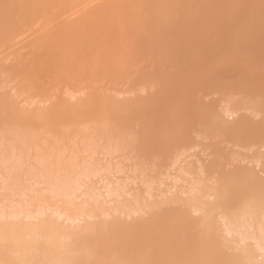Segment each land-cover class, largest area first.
<instances>
[{"label":"bare ground","instance_id":"1","mask_svg":"<svg viewBox=\"0 0 264 264\" xmlns=\"http://www.w3.org/2000/svg\"><path fill=\"white\" fill-rule=\"evenodd\" d=\"M224 1L226 0H0V52L5 54V51L9 50L8 54H5L6 56L3 54L4 58L0 59V260L5 261L6 264H264V174L257 167V172L260 170V177L252 176L256 165L260 166V162H264V154L259 152V155L255 153V155H251V157H255V160L250 158L255 163L249 159V161H241L244 163L238 161L239 166L237 163L232 164L238 167H231L234 174L230 171V177H227L229 168L223 175L220 172L219 176L217 174V176H212L211 172L209 174V171L214 168L216 173H218L217 169L223 171L224 166L221 164L227 159L226 156L231 155L230 152L225 156L226 159L224 155L219 156V158L215 156L219 148L217 147L216 150L211 147L213 146L212 142L218 144V140H215L218 135L222 133L230 134V137L228 136V139L231 140L229 143L231 142L233 147L248 150V152H250V148L246 147L248 144L243 146L241 143L245 144V142L250 141V147L258 144L264 146V115L259 117L260 122H258L259 118L254 122L255 118L253 119V117L250 118V120L253 119L252 123L247 122L248 119L244 121L242 119L243 115L241 113V115L237 114L239 109L243 110V108L234 109L235 106L237 107L235 104L237 98L235 97L236 100L233 99V101L230 97L234 102L232 103L229 100L230 107L225 103L219 106L218 111L212 112L215 114L211 113V116H208V110L217 109L216 106L210 104L205 110L206 105L209 104L207 101L208 103L201 105L204 108L202 107V110H200V116L198 109L195 110L197 117H195L196 115L191 116L196 118L194 123H196V120L200 121L203 129L211 125L214 127L213 131L209 127V132H213L211 133L212 136L209 133L207 134L208 130L205 131L207 128L202 132L206 135L205 137L208 139L213 137L214 140L211 144L210 140L208 143H205V140L202 143V137L200 136L201 142L196 143L193 138L199 135L200 126L197 131V124L193 126L194 123H192V127H188L193 118H188L189 121L185 119L186 122L188 121L186 123L179 114L182 118L181 121L179 120L176 123V127L179 126V128L175 130V134H172L173 129L170 128L172 130L171 132L169 130L171 137L175 138L176 134H179L177 135L179 138L183 136L181 134L183 132L188 134L185 132L188 128L191 129H188V132L190 131L189 137L194 134L190 139L187 138L191 142L193 141L192 143L189 142L191 145L186 143V139H181L182 137L180 140L176 138V141H178L176 144L182 146L173 144L180 147L179 149L172 146L173 144L168 147L169 143L164 137L169 136V133L164 137L160 136L165 133L163 128L166 127L164 125L163 127L162 124V127L160 124L156 126L155 123L158 122L154 120L161 121L163 117V119L165 118L163 121H166V118L168 121H172L171 118L173 119L176 113L174 110H177V108L183 109L186 104H184V101L188 100L189 102V99H185L188 96L183 91L187 87L183 88V85L179 84L181 81L179 83L177 81L186 79L185 81L188 84L187 80L193 76L192 70L195 67L193 63L197 65V61H200V59L196 58L197 61H190L195 59L194 56H196L201 39L206 35L207 27L223 24L221 22L225 20L223 17L220 21L221 24L212 23L210 17L212 15L211 18L215 19L214 16L217 15L214 14L221 12L222 14L218 15L222 16L225 13L223 12L224 9H221L224 6H221ZM235 1L239 4L236 10L242 9L240 5L242 4L243 8L246 11L248 10V15L264 11V0H234V4L229 2L228 6H231V3L235 6ZM5 4L8 6L4 7ZM233 5L232 8H234ZM236 10L231 12L235 14L238 12ZM228 13L226 12V14ZM232 15L228 14L226 18L228 19ZM246 16L244 13L243 19ZM263 17L264 15L259 16L260 19ZM252 18L251 27L246 26L243 29V35H239L241 39L243 38L244 41L249 42H246L248 46H243L244 43L241 42L239 36V40L235 38L238 33L234 36L236 32H229L228 38L225 35L228 32L222 33L225 39H229V41L226 40L227 42L230 43L231 38L232 44L239 41L242 45L240 46L241 50L237 51H233L237 47L235 46L236 48L232 49V45L230 47L232 51L226 53L220 62L225 59H233V64L228 68L227 75L230 76L233 72L232 76L237 77H235L238 81L237 89L240 93H236L237 89H234V85L237 83L236 79L235 84L233 80H231L233 81L232 85L230 84V91L232 89L235 91L233 97L235 93L236 95L241 94L238 98H242V100H238L237 103L241 104L244 97L249 94L250 97H255L256 102L248 96L247 100H252V103L250 105L247 102V107H252V105L258 107L255 105L263 100L260 103L261 107H258L262 109L264 106V74L262 75L263 69H260L261 65L259 66L260 63H258L260 58L258 57L263 53L264 40H260V37L262 36V39H264V33H262L264 30L260 25L263 26L264 21L261 24L262 19L260 21L259 19L256 20L257 27L254 26L255 29L252 30L255 20L253 16ZM237 19H234L235 23H237ZM239 19L242 22H238L245 25L246 22H243L242 16ZM228 25L226 26L232 27ZM244 25L240 27L243 28ZM194 27L198 28L197 32L192 30ZM213 29H216V27ZM220 30L221 28L217 30L219 35L216 34L217 31H215V34L223 37ZM224 31H226V28ZM212 32L214 31L212 30ZM211 34H208V36L211 37ZM23 36H26L24 39L27 36L31 37V39L29 37V41L25 40V45L23 44V47L27 48L26 53L24 51L25 47L18 48L20 45L10 52L16 44H20L19 39ZM213 36L215 37V35ZM214 37L215 40L216 37ZM221 37L220 39H222ZM205 41H203L204 44ZM219 41L217 37V43L213 42L214 44L211 43V46L215 45L214 47H216L223 39ZM226 41L222 44L225 49L227 47H224V45L228 46ZM258 41L262 44L256 45L255 42ZM249 44L261 48L260 51L254 46L256 49L251 51V55L256 56L252 62L259 59L257 62L259 67L255 66L257 69L253 70L260 69L262 72L258 71L261 77H258L259 73L258 75L254 73L257 77L252 75L253 65L257 63H254L251 68L249 66L252 62L248 61L249 64L245 62V60H250L252 57L248 58L250 52L247 53L251 48L245 49L250 47ZM214 47L213 53L209 51L212 47L208 48L207 46V51L210 55L214 54L215 56V53H217L215 49L217 48L214 49ZM21 49L26 54L25 56L20 54L23 53L20 52ZM219 51L220 53L227 52V50ZM208 52H206V55ZM245 53L248 54L247 58H245ZM197 54L199 55V53ZM210 55L207 56L208 60L205 59V61L209 62ZM214 56L212 55L211 58H214ZM10 57L13 58L10 60ZM207 57L205 56V58ZM220 57L222 56L213 60L210 58V60H216L215 62H217ZM203 58L202 56V60ZM241 60L243 61L241 62ZM188 62L191 63L190 66H193L191 72H189L190 67H186ZM200 62L199 68L202 67ZM215 62L213 65L216 64ZM134 63L136 64L135 68ZM125 64L126 67L129 64L130 68L136 72L132 71V76L130 72L132 69L129 71L128 66L127 72H129L128 75H131L129 78L123 75L126 71V68L125 71L123 69ZM225 65L228 66V64ZM225 65L224 67H226ZM209 66L206 64L205 68L211 70ZM224 67L222 69V64L219 67V70L221 68L223 72L221 78L225 75L226 70L223 71ZM221 71L218 72L219 75ZM208 72L204 70V73ZM210 73H212V70ZM94 74L96 79L93 77ZM100 75L104 79L102 80L103 84H101V81H97L100 80ZM206 75L208 76V74ZM206 75L205 78L207 79ZM212 75L213 82H216V75L214 77ZM89 76H91L89 84L88 81H82ZM104 76L109 79L107 80L109 84H113V87L111 85L112 91L114 88L118 89L117 86L119 88L124 86L126 90L121 88L114 90V96L112 92L106 91V94L101 92L108 88L101 89V85H107V83L104 85L106 79ZM124 76L127 78L126 81ZM120 77L121 81L126 82L127 85L123 82V85H114L120 80ZM42 78H44V82L41 81ZM227 78L226 80L222 78V81L226 82L231 77L227 76ZM112 80L114 83L111 82ZM200 80L202 79L199 78L198 81L200 82ZM78 81H80L79 88L73 89L72 85L75 87V83H78ZM92 81L99 87L93 85ZM192 81L193 79L190 82ZM219 81L218 79L215 84ZM221 82L216 85L218 89L215 88L218 91L220 90L222 95L226 92L225 97L227 96L228 99V92L230 93L229 83L226 82L221 86ZM174 83L176 86H181L180 88L184 94L183 97L185 98L180 94V88L174 85V88H177V90H174L179 91L180 99L183 100L180 101L183 104H179L183 105V108L175 105L178 103L175 101L178 95L173 87L171 91H174L177 98L173 96L176 99L171 101L168 99L169 96L168 98L165 96L168 95V91L169 95L173 94L168 89ZM198 83L195 80V84ZM211 84L209 85L211 86ZM80 86L82 87L80 88ZM148 88H152L154 92V89L157 88L158 94L156 92V94L154 93L155 97L152 96L153 91L149 89L151 92L148 91L149 96H146ZM189 88L190 86L186 90H189ZM215 88L210 87V92L212 93ZM50 89L54 92L57 89L59 95L55 93L53 95L49 92ZM109 89L110 86L107 90ZM138 89H141L140 94H145L140 96ZM196 90L193 88L194 92L189 91L188 93L193 92L195 95ZM203 90H201V93H203ZM207 91L203 93L202 97ZM245 92L247 94L243 97ZM62 93L66 95L62 97ZM116 93L117 97L120 94L119 98L116 97ZM38 94H46L45 100L44 97H41L45 101L41 100V105L37 102L39 101L37 97L38 99L40 97ZM215 94H218V92ZM47 95H51L50 100ZM162 95L165 96L164 99L160 98ZM208 95L212 94L208 92ZM220 95H218L219 98ZM52 96L59 97L54 98V101ZM261 96L263 98H260ZM51 98L53 102H49L52 100ZM195 98L197 99V96ZM256 98L260 99L257 101ZM161 99L163 101L168 99V102L171 101L172 103L170 102L171 105L165 106V108L161 105L163 108L160 107L162 108L160 109L161 103L158 106L156 102L159 103ZM196 99L193 100L194 103ZM199 99L201 100V96ZM199 99L196 100L201 102L198 104L205 102V100L202 102ZM173 101L175 108L177 107L176 109ZM23 103L26 106L25 104L22 106ZM215 103L217 104V102ZM232 104H235V106ZM242 104L244 105V103ZM242 104L241 106L244 107ZM171 106L174 108H169L173 111L171 115L168 114L171 111H167L168 113L165 111L168 116L164 117L165 113L162 116L161 111ZM188 106L185 110L183 109L184 112L189 109ZM191 106L192 108L190 107L189 111H193L195 108L194 104ZM246 108L244 107L243 114L246 113L245 110H248ZM152 109H160L159 113L154 111L158 115H154L153 118L152 114L154 112H149L150 110L153 111ZM180 110L177 113H180ZM203 110L206 111V114L202 113ZM189 111H187L188 117ZM250 112L251 114L253 112L254 116L256 115L253 108L250 109ZM147 113H149L148 115L152 113L151 117L147 116L150 120L143 118ZM186 115H184L185 118H187ZM176 116V118L179 117ZM147 119L153 121L152 123L155 126L147 121L150 125L152 124L151 128L148 129L146 127L149 124L146 123ZM142 121L144 122L142 123ZM159 126L161 129L155 130L160 135L156 131L153 134L160 136L159 145L165 143L161 149L166 150V153H162L161 149L158 148V152H161L158 155L160 157H154L151 165H154V163L161 164L165 159H168L165 163L169 167L167 169L172 170V173H162L161 178L153 177L158 173L157 170L160 167L158 166L152 177L147 175L151 173L148 172L146 174L148 178H142L141 170L144 168L141 169L142 165L137 164L145 162L146 157L143 160L141 158L143 157L141 152H144L146 147L144 142L151 143L155 140L151 138L149 141L148 138L144 141V137L146 138L148 134L151 136L152 132L148 133V130L151 131L152 129L154 131V127L158 128ZM109 128H114V130L111 129L110 131ZM129 130L131 133H129ZM161 137L166 140L168 145ZM183 137L185 138V136ZM205 137L203 136V139ZM223 137L225 138V136ZM244 137L246 138L245 142ZM60 139L65 140L62 141L64 144H61V141L59 142ZM173 140H169V142L172 143ZM160 141L163 142L160 143ZM179 141L183 142L180 143ZM155 142L154 144H156ZM151 146L153 147V145ZM200 146L202 152H207L209 149L215 150L212 155L216 158L211 156L213 160L210 162V158V160H206L210 163L205 162V166L208 164V168L205 166V168H201L197 165L202 164L201 158L199 159L200 162H197L198 158H191L195 156L193 150L191 154L188 153L189 149H196ZM148 147L150 148L149 145ZM170 148H176L178 151L175 152L176 149H174V153L173 149ZM221 148H224V146ZM231 148H228V151L229 149L233 151L234 148ZM134 149H136V152L133 151ZM137 149L141 150L140 157L137 156L139 155ZM257 149L259 148L257 147ZM127 151L132 152L128 155L126 154ZM153 151L144 152V156L148 153L152 156ZM186 151L188 155H183L185 159L180 161L179 157ZM235 151L232 154L237 152ZM117 152H121L118 160H128L131 155V158H129L130 165L133 160L135 162L137 157L136 160L141 158L142 163H134L128 168V161L124 160L125 162L122 163L128 164L127 169H125V164H121V161L117 160L116 156L119 154ZM122 152L126 154L127 158ZM219 152L217 151L218 155L222 154V152ZM254 152L257 153V151ZM211 153L210 151L209 154ZM113 154L116 159L111 158ZM132 154L137 157L133 158ZM150 155L147 156L148 160L146 161H149ZM206 155L208 154L206 153ZM245 156L243 155V158H241L246 160L247 156ZM186 158L189 159L186 160ZM230 158L233 161L238 159L233 156H230ZM112 159L114 160L112 161ZM228 161H226L227 165L229 164ZM252 163L255 166L252 168L253 173L247 170V167ZM149 164L147 165L150 167ZM211 164H213L211 166L213 168L208 171ZM223 164L225 165V163ZM242 164L244 167L247 164L248 166L244 168ZM215 165L217 167L221 165L223 169H221V166L217 168ZM263 165L260 168H264ZM143 166L145 167V165ZM240 167L250 173L243 171V174L248 173V175L237 174L242 173L241 169V172H238ZM164 168L161 169L164 170ZM139 170L140 172L137 175ZM262 170L264 171V169ZM164 174L165 177L162 179ZM238 175L244 178L240 177L242 178L240 179ZM135 179H139V184L134 182ZM95 184H98V186L96 187ZM135 184L140 185L139 191L142 190V193L146 195L142 196V193H134L135 188L132 191L130 185L137 186ZM163 184L167 187L170 186L171 191H167L170 196H166L165 189L167 187L164 188ZM160 187L164 188L165 191ZM173 188L176 189L172 191ZM179 202H181L183 208L181 206L179 208L181 210L174 213L178 206L175 205L176 210H173L174 208H169L170 204ZM193 213H196V216H192L194 218L190 220L188 216ZM121 219L124 222L122 220L123 223L118 224Z\"/></svg>","mask_w":264,"mask_h":264},{"label":"rangeland","instance_id":"2","mask_svg":"<svg viewBox=\"0 0 264 264\" xmlns=\"http://www.w3.org/2000/svg\"><path fill=\"white\" fill-rule=\"evenodd\" d=\"M233 1H234V0H229V1L227 2V0H226V1H224V3L221 5V6H223V5H224V6H223V7L220 6L222 10H223V9L225 10V11L223 10V12H225V13H223L222 16H220L222 13H221V12H218V13L214 14V15H217L216 17L214 16L215 19L211 18V17H213L212 15H211V17H210V19H212V20H211L212 23H217V24L220 23L222 17H223V19H225L226 21H225V20H222V21H221V22L223 23V24L220 23V24H221V25H220L221 27H220V26H217V25H215V26H213V27H210V26L208 25L209 27H207L208 30H206V31H207V32H206V35L201 39L200 44H199L198 49H197V53H199V55L196 53L195 55H196L197 57L194 56L195 59H193L192 61H190V62H193L194 60H196V58H199L201 62H200L199 60H198V61L202 64V67L199 68L200 64H199V62H198L197 60H196L197 63H198L197 65H195V64L193 63V65L195 66L194 69H193V66H190V65H191L190 62H188V64L186 63V64H187V65L185 64L186 67H190V68H189V70H190L189 72H191V69H193V70H192V74H193V76H191V78H189L190 80L187 78V79H188V80H187V81H188V84H187V82L185 81L186 79H184V81H183V79L177 81L178 83L181 81L179 84H180V85L182 84L183 86H182V85H181V86H182L183 88L187 87L186 89H188L189 86H190V88H192V87L194 86L193 88H194V89H197L196 92H195V93H196L195 95H194V93H193V92L195 91V90L193 91V88H192V89L189 88V90H186V89H185V90L187 91V93L185 92V90H183V91H184V94H187L188 97L193 95L192 97H190L192 100H191L190 98H188V97H186V98L183 97L184 94L182 93V89L180 88L181 86H179V85L176 86V84H178L177 82H176V84L174 83L173 85H171V86H170L171 88H169L168 90L171 91V90H172V87H173V90H174V89H175V88H174L175 86H176L177 88H180L179 91L181 90V91H180V94H182V97L185 98V99H189V102H188V100H187V101H184V104L186 103V104L184 105L185 107H184L183 105H179V104H183V103H180V101L182 102L183 100L180 99V98H181V95L178 94L179 91H178V92L175 91V90H177V88H176L174 91L177 93V95H178L177 97H178V98L176 97L174 91H171L174 95H173L172 93H171L172 95H169V91H168V90H167V91H168V95H167V94H166V95L164 94L165 96H167L166 98H168V96H169L168 99L171 100V101H172V99L175 100V99L177 98V100H175V101H177L178 103L175 104V105H177V107H178V106H179V107H182V108L184 107V108H183L184 110H185V108H187V106H188V104H189V106H188L189 109H188V110L186 109L187 111H189V110L192 108L191 105L194 104V107H195V108L193 109V111H189V113H190V114H189V117H188V113H187V111L184 112L183 109H181V110L183 111V112H182L179 108L176 107L177 110H174V111H176V113H177V111L179 112V110H180V113H177V114L175 113V115L173 116V119L171 118L172 121H168L167 118H166V121H163V120L165 119V118L163 119V117H162L161 121L159 120L160 122H159L157 119H154V120H156V122H158V123H155L156 126H158L159 124H160V126H161V124H162V126L164 125V126L166 127V128H163L165 133H163L162 135H160V134L158 133V131H156V130L161 129L162 126H161V127L159 126L158 128H155V127H154V131H152L153 126H155V124L152 123L153 121H149V120H150L149 117H151V114H152L154 111H155V112L158 111L157 113H159V110H160V109H162L163 107L165 108V106H169V105H171V104H170L171 101L168 102V101H169L168 99H167V100H164V101H165V103H164V101H163L162 99H164L165 96H163V95H162V97H160V98H162L161 101H159V103H158V101L156 102L158 106H159V104L161 103L160 106H159V108L162 107L161 105H163V107L160 108L159 110L152 109L153 111H151V110L149 111V112H152L150 115H148L149 113H147L146 116H145V115L143 116L144 119H146V118L149 119V120H148V119L146 120V123H149V122H150V123L153 124L151 131L148 130V133H151V132H152V133H151V136L148 134L146 138L144 137V141H145L146 139L148 140V138H149V141L151 140V138H152V140H153V138H154L155 140L152 141L153 144H151L152 142H151V143H150V142H149V143L144 142V144H146V147L144 146V147H145V151H144L145 153L148 152V150H149V151H151V150L153 151V150H154V151L152 152V154H153L152 156L150 155V153H148V154H146V156H144V152H143V151L141 152V153H143V155L141 154V155L143 156V157H141L142 160H143V158L146 157L145 160H144L145 162H143V164H137V163H139V162L142 163L141 160H140L141 158H139L138 160H136L138 157H140V151H141V150H138V149H137V154H138V152H139V155H137L138 157L136 156L137 158H136L135 155H134L135 153L132 154V155H133V158H134V157L136 158V159H135V162H133L134 160L132 161V164L136 163L137 165H140V166L142 165V166H141V169H142V167L144 168V169L141 170V177H142V178H148L147 175H148L149 177H152V176L155 174V172H156L155 169H157L158 166L161 167V165H163V167H161V168H164V167H165L166 169L164 168V170H163V169H161V168L159 167L158 170H157L158 173H156L153 177H160L162 173H172V170L167 169V168H169V167H167L168 165H166L167 163H165V161H167L168 159L166 160V159L164 158V159H165L164 162H163V160H161V162H163V163H161V162L158 161V162L161 163V164L154 163V165H151L152 159H154V157H160V156H158V155H160L161 152L164 153V154L166 153V150L164 151L163 149H161V148L164 146L163 144H165V143L162 144L163 146H162L161 144L159 145L160 136L164 137V136H166L167 133H169V134H168L169 136L164 137L165 139H167V142L169 143V146H168V147H171L170 144H173V143L176 144V142H178V141H176V138L180 140V138L182 137L181 139H186V141H187L186 143L191 142L190 140L187 139V138L189 137L188 134L190 133V131L188 132V129H190V128L192 127V123L195 122L194 119H196L195 117H197V115L195 114V110H196V109L199 110V116H200V113H201L200 110H202V107H203V106H201V105H204L207 101L209 102V104L206 105L205 110L207 109V106H209L210 104H211L212 106H216V109H217V110H214V109H213L212 111L208 110V111H209V112H208L209 115H208V113H207V115H208V116H211V113H212L213 111H218L219 106H222V105H224L225 103L230 107L231 104H230L229 100L232 102L233 99L236 100V98H237V100H236V102H235V104L237 105V107L235 106V104H232V105L235 106V107L233 106L234 109L237 108L236 110H238V107H239V108H243V110H244V107L246 108L247 105H248L247 102H249L250 105H251V103H252V100H253L254 102H256V101L254 100L255 97L252 98V97H250L249 94L246 95L247 93L245 92L244 95H243V94H242V95H243V97H244L245 95H246V96L244 97L243 102H241V104L244 103V105L242 104L244 107H242L241 104H238V103H237L238 100H242V98H238V97H240L241 94H240V95H236V93H240V92H239V89H237V87H238V85H237V84H238V81H237V79H236L237 77H236V76H232V75H233V72H232V73L230 72L231 74L229 73L230 76L227 75V73H228L227 70H228V68L231 67L230 65L233 64V59H232V60H230V59H229V60H228V59H225V60H223L222 62H220V60H222L223 56H224L226 53L230 52V50H231L230 47H231L232 45H233V46H232V47H233L232 49H234V48L237 47V48H236L235 50H233V51H237V50L240 49V46L242 45L241 42L244 43V45H243L244 47L248 46L247 43H249V42L244 41L243 38L241 39V37H240L239 35H241V34L243 35V29H244L246 26H250V25H252V24H250V22H253V20H252V19H253L252 16L255 18V20H254V24H256V25L253 24V27L251 28L252 30L255 29L254 26L257 27V22H256V20L259 19V21H260V20L262 19V21H260V23L262 24L263 21H264V19H263L264 17L260 19L259 16H260V15H264V14H262V13H264V11L256 12L255 14L251 13L250 15H248V13H247L248 10L246 11V9L243 8L244 6H243L242 4H240L243 10H242V9H237L238 12H236V13H235L236 15H235V14L232 13L231 11L233 10V11L235 12L236 7H237L239 4L236 3V1H235V6H234V5H233V4H234ZM229 2H232L233 4L231 3V6H228V3H229ZM229 5H230V4H229ZM232 5H233L234 8H232ZM225 8H226V9H225ZM237 8H238V7H237ZM239 8H240V6H239ZM231 9H232V10H231ZM234 9H235V10H234ZM222 10H221V11H222ZM230 10H231V11H230ZM237 10H236V11H237ZM226 12H229L228 14H231V15L234 14L235 16H234V15H232V17L229 16L228 19H227L226 17L228 16V14H226ZM244 13H245V15H247V16L245 17V19H243V18H244V17H243V16H244ZM218 14H220V15H218ZM226 15H227V16H226ZM233 16H234V17H233ZM238 16H239V17L242 16V19L244 20L243 22H246L245 25H244L243 23H241V24L244 25L243 28H241L243 25H241L240 22H238V21H241V20L239 19ZM217 17H218V19H217ZM247 17H248V18H247ZM230 18H232V19H230ZM236 18L239 19V20H238V19L236 20L237 23L234 22V21H235L234 19H236ZM248 19H249V20H248ZM216 20H217V22H215ZM245 20H246V21H245ZM223 21H224V22H223ZM232 21H233V22H232ZM259 21H258V23H259ZM227 22H228V23H227ZM229 22H230V23H229ZM241 22H242V21H241ZM255 22H256V23H255ZM225 23H226V24H225ZM228 24H231V25H228ZM234 24H235V25H234ZM226 25H228V26H230V27L232 26V27H231L232 29L229 28V27H227ZM233 25H234V26H233ZM258 25H260V24H258ZM240 26H241V27H240ZM215 27H216V29H213V28H215ZM217 27H220V28H221V30H220V31H221L220 34L223 35V37H221V36H220V37L223 39V41H222V39H220V37L218 36V35H219V32H218L217 30H219L220 28H217ZM223 27L226 28V31H224L225 28H223ZM250 27H251V26H250ZM258 27H259V26H258ZM260 27H262L263 30H264V25H263V26L260 25ZM209 28H210V29H209ZM228 28H229V29H228ZM238 28H239V29H238ZM253 28H254V29H253ZM192 30H196V31H194V32H197V31H198V28H197V27H194V29L192 28ZM192 30H191V31H192ZM212 30H213L214 32H212ZM222 30H223V31H222ZM227 30H229V31H227ZM234 30H235V31H234ZM215 31H217L216 34H218V35L215 34ZM261 31H262V30H261ZM223 32H226V33L228 32L227 34H225L227 38L229 37V36H227V35L229 34V32H231V33L236 32V33H234V36H235V34L238 33V35H236L237 37H235V38H238L237 40H239V37H240L241 42L237 41L236 44H232V40H231V38H230V43L227 42V41H229V39H225L224 34H222ZM240 32H241V33H240ZM210 33H212V34H211L212 36L210 35L211 37L208 36V34H210ZM262 33H264V32L262 31ZM213 35H215L216 38L218 37L219 40L222 41L221 43H218L219 46H218L217 44H216V45H217L216 47H214L215 45L211 46L212 44H214V43L216 42V38H215ZM242 35H241V36H242ZM263 35H264V34H263ZM238 36H239V37H238ZM24 37H26V36H23V37H21V39H19L20 44H16V45L14 46V49H11L10 52H11V51H14L15 48L18 47V45H20L18 48H24V47H25V46L23 47V44H24L26 41H29V37H30V36H27L28 39H27V38L24 39ZM207 37H208V39H207ZM213 37L215 38V40L213 39ZM263 37H264V36H263ZM22 39H23V40H22ZM30 39H31V37H30ZM203 39L206 40V41H205V44L203 43V41H204ZM25 40H26V41H25ZM202 40H203V41H202ZM226 40H227V41H226ZM258 40H259V39H258ZM260 40H262V41L264 40V39H262V36L260 37ZM22 41H24V42H22ZM217 41H218V39H217ZM220 41H219V42H220ZM224 41H226V42H227L226 45H228V46H225V45H224V47H227L226 49L222 47V46H223L222 44H224ZM208 42H209V43H208ZM213 42H214V43H213ZM238 42L240 43L239 45H238ZM246 42H247V43H246ZM21 43H22V45H21ZM211 43H212V44H211ZM216 43H217V42H216ZM245 43H246V45H245ZM255 43H256V45H257V44H259L260 42L258 41V42H255ZM255 43H253V44H255ZM203 44L205 45L204 47H203ZM230 44H231V45H230ZM251 44H252V43H251ZM261 44H262V43H260V45H261ZM24 45H25V44H24ZM209 45H210V46H209ZM249 45H250V44H249ZM260 45H258V46H260ZM21 46H22V47H21ZM207 46H208V48H209V47H210V48L212 47L211 49H209L210 53H213V47H214V49L217 48V49H215V52H217V53L214 52L216 55L214 56V54H212V55L214 56V58H213V57L211 58L212 55H210L209 52L207 51V50H208ZM235 46H236V47H235ZM243 46H242V47H243ZM254 46H255V45H252V46L250 45V47L245 48L246 50L249 49V48H251L249 51H247V53L250 52V53H248L250 56H249L248 54L245 53V54H246V55H245V58H247V55H248V58H250V57L252 56V55H251V51H252L253 49L258 48V47H256V46H255L256 48H254ZM252 47H253V48H252ZM200 48H201V49H200ZM229 48H230V49H229ZM202 49H203V50H202ZM204 49H205V50H204ZM223 49H224V50H227V52H226V51H225V53L222 52V51H224ZM258 49H259V48H258ZM260 49H261V48H260ZM260 49H259V50H260ZM263 49H264V43H263V46H262V51H263V53H262V55L259 54L261 57H263V55H264V50H263ZM22 50H23V49H21L20 52H23V53H20V54H21V55L24 54V56H25V55H26L25 53H26V51H27V48L25 47V49H24V51L26 50L25 53H24V51H22ZM200 50H201V52H199ZM211 50H212V51H211ZM219 50H221V52L224 53V54L220 53ZM240 50H241V49H240ZM243 50H244V49H243ZM259 50H258V51H259ZM204 51H205V52H204ZM231 51H232V50H231ZM255 51H257V50H255ZM255 51H253V53H254ZM260 51H261V50H260ZM5 52H6L5 54H8L9 50H8V51H5ZM202 52H204L205 55H204V53H202ZM206 52H208L207 55H206ZM0 53H1V52H0ZM201 53H202V56L204 57L203 60H202V56L200 57ZM218 53H220L221 55H220V54L217 55ZM253 53H252V54H253ZM3 54H4V52L1 53V55H0V59H1V58H4V55H5V54H4V55H3ZM254 54H256V52H255ZM208 55H210V58H211L212 60L215 59L216 57H219V56H222V57H220V58L217 60V62H215L216 60L211 61L210 58H209V62H210V63L213 62L212 64H210L208 61H205V59L208 60V57H207ZM5 56H6V55H5ZM205 56H206L207 58H205ZM260 56L258 57V58H260V62H258L259 59H256L255 62H252V60H254V58H255L256 56H252V57H253V58L251 57L252 59L250 58V60H247V61L245 60V62H246L247 64H249L250 61L252 62V63H250L251 65H250L249 67H251L254 63H257V62L260 63L259 66L261 65V66H260V69H261V70L263 69V73H262V75H263V74H264V67H263V66H264V63H262V62L264 61V59H263L264 57L261 58ZM22 57H23V56H22ZM12 58H13V57H12ZM12 58L10 57V60H11ZM226 60L230 61L231 63H230V62L227 63L228 61H226ZM243 60H244V59H243ZM243 60H241V62H242ZM12 61H14V60H12ZM248 61H249V62H248ZM204 62H205V63L208 62V63L210 64V66H209V64L206 63L207 66H209L210 69L212 70V73H210L211 70H209V69L207 70V68H205V67H206V64H205ZM214 62L216 63L215 65H213ZM225 62H226V63H225ZM258 63H257L256 65H253V68L251 67V68H252V71H253L252 75H253L254 77H257V76L254 75V73H255L256 75H258V73H259V71H260V69H258L259 71H258V70L255 71V70L259 67V66H257ZM261 63H262V64H261ZM221 64H222V69H223V67H224L225 64H228V66L225 65L226 67H224V70H223V71L226 70V71H225V75H224V77H226V78H227V76H228V77H231L229 80L226 81V82L229 83V91H230V84L232 85V82H233V81H234L233 83L235 84V79H236V82H237L236 85H234V86H235L234 89H237V91H236V93H235V96L233 97L235 91H233L234 89H232L233 92H232V91H230V93L228 92V95H229L228 99H227V96L225 97V93H226V92H224V95H222V92H220V90H219V91L216 90V88L218 89V87H216V85L220 84V82L222 81V78H223L224 80H226V78H224V77L221 78V74L223 73V72L221 71V68H220V70H219V67L221 66ZM127 65L129 66L128 69H129V71H130L132 68H130L131 66H130L129 64H127ZM132 65H133V64H132ZM212 65L215 67V68L213 67V68H214V71H213V68L211 67ZM217 65H218V66H217ZM128 66H127V67H128ZM196 66H197L198 68H197ZM246 66H248V65H246ZM255 66H257V68H255ZM127 67H126V64H125L124 67H123V69H124V71H125V68H126V71H125V74H123V72H122V74H123V75H126V76L129 78L131 75L133 76V72H134V71H133V69H132V70L130 71L132 74H131V75H130V74L128 75L129 72H127ZM135 67H136V64L134 63V68H135ZM191 67H192V68H191ZM203 67H204V68H203ZM216 68H217V69H216ZM195 69H197V70H195ZM215 69H216V71H215ZM253 69H255V70H253ZM134 70H135V69H134ZM204 70L207 71V72L209 71V72H208V73H204ZM132 71H133V72H132ZM135 71H136V70H135ZM195 71H196V73H195ZM197 71H199V72H197ZM200 71H202V73H200ZM219 71H221L220 75L218 74ZM229 71H230V70H229ZM256 72H257V73H256ZM261 72H262V71H260V73H261ZM134 73H136V72H134ZM194 73L196 74L195 76H194ZM198 73H199V74H198ZM260 73H259V76H258V77H261ZM202 74H203V75H204V74H205V75L208 74V76L206 75V76H207V79L205 78V75L203 76ZM211 74H213V75H212L213 77H214L215 75H216V76L219 75L218 77L215 76L216 79L214 78V79L216 80V82H217L218 79H219V80H220L219 83L215 84L216 82H213L214 80L212 79ZM217 74H218V75H217ZM134 75H135V74H134ZM200 75H201V76H200ZM209 75H210V76H209ZM100 76H101V75H100ZM120 76H121V75H120ZM126 76H124L125 81H126V79H127ZM202 76H203V77H202ZM89 77H90V78H89ZM89 77H86L87 79L85 78V79L82 80V81H85V82L88 81V84H89V82H91V80H90V79H91V76H89ZM93 77L96 79L95 74H94ZM104 77H105V76H104ZM121 77H123V76H121ZM121 77H120V80L117 81V82H120V81H121ZM197 77H198V79L200 78V79H202V80H200V82H199L198 79H197ZM235 77H236V78H235ZM263 77H264V76H263ZM88 78H89V79H88ZM94 78H93V79H94ZM102 78H103V77L101 76V77H99L100 80H97V81H99V82L101 81V82H102L101 84H103V81H102V80H104V79H102ZM105 78H106V77H105ZM118 78H119V77H118ZM220 78H221V79H220ZM93 79H92V80H93ZM191 79H193L192 82H190ZM227 79H228V78H227ZM107 80H109V79L106 78V79H105V82H104V85H105V83H107L106 86H102V85H101V89L103 88V90H104L105 88H107V87L109 88V86H110V89H109V90H107V89H108V88H107V89H105V91H101V92H104L105 94H106V91H107V92H112V95L114 96V95H115V94H114L115 92H113V91H114V90H118V89L121 88V87L119 88V86H117L118 84H122V82H123V83H125V84L127 85V83L124 82V81H121L120 83H117V82L114 83L113 80H112L111 82H113L114 85L116 84V86L118 87V89H115V88H114V90L112 91L111 85H112V87H113V84H109V82H108ZM116 80H117V78H116ZM195 80H196L197 83H198V82H199V83H198V84H195ZM203 80H204V81H203ZM231 80H233V81H231ZM41 81L44 82V81H45L44 78H42ZM80 81H81V80H80ZM80 81H78V83H75V82H74L76 85H75V87H74V85H72V86H73V89H76V88L78 87V85H80ZM93 81H94V80H93ZM93 81H92V82H93ZM95 81H96V80H95ZM127 81H128V80H127ZM230 81H231V82H230ZM76 82H77V81H76ZM193 82H194V83H193ZM226 82L222 81V82H221V86H222L224 83H226ZM83 83H84V82H83ZM93 83H94V82H93ZM93 83H92V84H93ZM189 83H190V84H189ZM210 83H212L211 86L209 85ZM81 84H82V82H81ZM98 84L100 85V83H98ZM204 84H206V85H204ZM82 85H83V84H82ZM93 85H96V87H99L96 83H94ZM108 85H109V86H108ZM122 85H123V84H122ZM126 85H125V86H126ZM174 85H175V86H174ZM185 85H188V86H185ZM208 85H209V87H208ZM213 85H214V86H213ZM83 86H85V84H84ZM196 86H198V87H196ZM70 87H71V86H70ZM81 87H82V86H80V88H81ZM104 87H105V88H104ZM206 87H207V89H206ZM210 87H212V88H215V87H216L214 91H217L218 94H215V93H217V92H214V91L211 93V92H210V89H209ZM78 88H79V87H78ZM154 88H155V87H154ZM154 88H153V89H154ZM204 88H205V90H203ZM232 88H233V87H232ZM7 89H8V88H7ZM121 89L126 90V88H125L124 86H123V88H121ZM149 89L152 90V88H148V90L146 89L147 91L145 90V91H146V96L148 95L147 92L149 91ZM220 89H221V88H220ZM50 90H52V89H50ZM50 90H49V92H51L52 94L55 93V94L59 95V93H57V91H56L57 89L55 90V92H54L53 90H52V91H50ZM110 90H111V91H110ZM138 90H139V89H138ZM140 90H141V89H140ZM140 90H139V93H138V94H140ZM154 90H155V92L152 90V91H153L152 96L154 95V97H155L156 92H157V94H158V89L156 88V89H154ZM199 90H200V91H199ZM201 90H203V93H204L205 91L208 90V91L206 92V94H205L203 97H202L203 93H201V92H202ZM119 91H120V90H119ZM189 91H193V92H191V94H190V93H188ZM211 91H212V90H211ZM221 91H222V90H221ZM47 92H48V91H47ZM47 92H46V93H47ZM49 92H48V93H49ZM58 92H59V91H58ZM116 92H118V91H116ZM137 92H138V91H137ZM137 92H136V94H137ZM142 92H143V91H142ZM149 92H151V91H149ZM198 92L201 93V94L199 93L200 96H201V100L199 99L200 96H199ZM208 92H209L210 94H212V95L209 96V95H208ZM51 93H50V94H51ZM118 93H120V92H118ZM143 93H144V92H143ZM154 93H155V94H154ZM242 93H243V92H242ZM55 94H53V95H55ZM64 94H65V93H64ZM76 94H77V93H76ZM107 94H108V93H107ZM109 94H110V93H109ZM138 94H137V95H138ZM144 94H145V93H144ZM144 94H140V96H141V95L143 96ZM150 94H151V93H150ZM219 94H221L220 96L222 97V99H221V97H220V98L218 97ZM230 94H232V95H230ZM38 95H39V94H38ZM44 95H45V96H44ZM44 95H43V94H40V95H39V96H40L39 99H38V97H37V100H39V101H37V102H38L40 105L42 104V101H41V100H43V98L41 99V97H44V100L46 99V98H45V97H46V94H44ZM65 95H66V94H65ZM65 95H63V93L61 94L62 97H64ZM78 95H79V94H78ZM78 95H77V96H78ZM80 95H81V94H80ZM125 95H126V94H125ZM127 95H128V94H127ZM207 95H208V96H207ZM226 95H227V94H226ZM47 96H48V95H47ZM118 96L120 97V94H119ZM121 96L123 97L124 95H121ZM148 96H149V95H148ZM158 96H159V95H158ZM171 96H172V97H171ZM173 96L176 97V98H174ZM179 96H180V97H179ZM185 96H186V95H185ZM196 96H197V99H199V100L202 101V102L205 100V102H203L202 104H198V103H201V102L196 101V100H197V99L195 98ZM248 96H249L250 99H252L251 101H249V99L247 100V97H248ZM49 97H51V95L48 96L47 98L49 99ZM58 97H59V96H57V97L52 96L53 99H54V98L56 99V98H58ZM116 97H117V93H116ZM119 97H117V98H119ZM154 97H153V98H154ZM170 97H171V98H170ZM208 97H209V98H208ZM230 97H232V100L230 99ZM235 97H236V98H235ZM52 98H51V99H52ZM207 98H208V100H207ZM218 98H219V99H218ZM225 98H226L227 100H224ZM260 98H263V97L261 96ZM260 98H258V99L256 98L257 101H258ZM53 99H52L51 101H49V102H53ZM55 99H54V101H55ZM154 99L156 100V98H154ZM158 99H159V98H158ZM178 99H179V101H178ZM185 99H184V100H185ZM194 99H196V100H195V103H194V101H193ZM202 99H203V100H202ZM210 99H211V101H210ZM216 99H218V100H216ZM44 100H43V101H44ZM49 100H50V99H49ZM159 100H160V99H159ZM219 100H220V101H219ZM223 100H224V101H223ZM234 100H233V101H234ZM46 101H47V100H46ZM166 101H167V103H166ZM212 101H213L214 103L217 102V104L215 103V105H214V103H213ZM260 101L263 102V100H260ZM44 102H45V101H44ZM44 102H43V104H45ZM187 102H188V104H187ZM192 102H193V103H192ZM208 102H207V103H208ZM254 102H253V104H254ZM261 102H260V103H261ZM171 103H172V102H171ZM232 103H234V102H232ZM245 103H246V105H245ZM260 103L258 102L255 106L261 107V104H260ZM24 104H25V103H23L22 106H24ZM166 104H167V105H166ZM220 104H221V105H220ZM229 104H230V105H229ZM173 105H174V101H173ZM175 105H174V108H175ZM186 105H187V106H186ZM195 105H196V106H195ZM198 105H199V107H198ZM259 105H260V106H259ZM25 106H26V104H25ZM158 106H157V107H158ZM217 106H218V107H217ZM262 106H263V104H262ZM157 107H155V108H157ZM190 107H191V108H190ZM258 107H253V105H252V107H251V106H249V108L247 107L246 109L249 110V112H248V110H245L247 114H246V113L243 114L244 111H243L242 109H239V113L237 112V114H238V115H241V114H242V115H243V116H242V117H243L242 119H244V121H247V119H248L247 122L252 123V122H253L252 120L255 118V119H254V120H255L254 122H256L257 119H258L259 117H263V115H264V110H263V109H264V106H263L262 109H261V108H258ZM169 108H173V107L171 106V107H168V108L165 109V110L163 109L164 112H163V110L161 111V112H162V116L164 115L163 113H165V111H166V112H167V111H171V112H169V113L167 112L169 115H171V113H172L173 111L170 110ZM174 108H173V109H174ZM176 108H175V109H176ZM199 108H200V109H199ZM203 108H204V107H203ZM213 108H214V107H213ZM231 108H232V107H231ZM252 108H253V111L256 112V115H255V116H254V113H253V112H252V114H251V112H250V109L252 110ZM255 108H256V109H255ZM157 109H158V108H157ZM178 109H179V110H178ZM260 109H261V110H260ZM205 110H203L202 113H205V112H206ZM241 110H242V112H241ZM259 110H260V111H259ZM262 111H263V112H262ZM155 112L152 114V115H153L152 118L154 117V115H158V114H155ZM161 112H160V113H161ZM181 112H182V115H183V116L181 115ZM191 112H192L193 114H192ZM186 113H187V115H186ZM240 113H241V114H240ZM168 114L165 113L164 117L168 116ZM179 114H180V116L184 119L185 122H186L185 119L188 120V118H190V119L193 118V116H191V115H196V116L193 118V120H191V121L189 122V124L191 123L190 125L187 124V125H189L188 127H190V128L187 129V128H186L187 125H185V126H186L185 128L187 129V131L185 130V132H187L188 134H186V133H184V132L181 133V134H183V136H185V138H184L183 136H181V135H180L181 137L178 138L177 135H179V134H176L175 138H174V137L172 138V137H171L172 135L170 134V132H171L172 130H171L170 128L173 129V133H172V134H175V130L179 128V126L176 127V125H177L176 123H178L179 120L181 121V119H182V118L179 116ZM205 114H206V113H205ZM212 114H215V113H212ZM249 114H250V115H249ZM261 114H262V115H261ZM176 115H178L179 117L176 118V117H177ZM184 115H186L187 118H185ZM257 115H258V116H257ZM147 116H149V117H147ZM159 116L161 117L160 114H159ZM201 116H202V115H201ZM204 116H206V115H204ZM256 116H257V118H256ZM157 117H158V116H157ZM157 117H156V118H157ZM244 117L246 118V120H245ZM251 117H253L252 120H250ZM152 118H151V119H152ZM174 118H176V119L174 120ZM140 119H142V118H140ZM159 119H160V118H159ZM197 119H198V118H197ZM259 119H260V118H259ZM263 119H264V117H263ZM142 120H143V119H142ZM229 120H230V119H229ZM139 121H140V120H139ZM147 121H149V122H147ZM167 121H168V122H167ZM188 121H189V120H188ZM188 121H187L186 123H188ZM260 121H261V119L258 120V122H260ZM143 122H144V121H142V123H143ZM161 122H163V123H161ZM171 122H172V123H171ZM173 122H174V124H173ZM185 122H183V123H185ZM142 123H141V124H142ZM150 123L147 124L148 126H146V125H144V126H146V127L149 129V128H151V125H152V124L150 125ZM165 123H166V124H165ZM112 124H114V123H112ZM112 124H111V125H112ZM138 124H140V123H138ZM167 124H169V125H167ZM196 124L198 125V126H196V131H197V129H198L199 126H200V128H199V130H198V131H199V132H198V133H199V135H198V136H199V139H198V136L195 138L194 134H191V135L194 136L193 140L196 141V143H197V142L200 141V139H201V137H202V143H204V142H203L204 140H205V143H206V142L208 143V141L210 140L209 142H210V144H211V142L214 140V138H213V137H210V139H208L207 137H205L206 135H204L202 132H204V129L207 128V129H205V131L208 130V132L206 131L207 134L209 133V134L212 136L211 133H213V132H209V131H210V129L213 131V130H214V129H213L214 127L211 125V126H206V127L203 129L199 120H196V123H194L193 126L196 125ZM173 125H174V126H173ZM113 126H114V127H117V126H115V125H113ZM113 126H112V127H113ZM164 126H163V127H164ZM172 126H173V127H172ZM209 127H211V128L209 129ZM135 128H137V127H135ZM174 128H175V129H174ZM109 129H110V128H109ZM109 129H108V130H109ZM111 129L114 130V128H111ZM111 129H110V131H111ZM131 129H133V128H131ZM131 129H130V130H131ZM155 129H156V130H155ZM192 129H194V128H192ZM126 130H128V129H126ZM130 130H129V133H131ZM134 130H136V129H134ZM169 130H170V132H169ZM190 130H191V129H190ZM200 130H201V132H200ZM155 131H156L160 136H159V135L155 136L156 134H155V135L153 134V132H155ZM162 131H163V130H162ZM193 131H194V130H193ZM132 132H134V131H132ZM160 133H161V131H160ZM191 133H193V132H191ZM194 133H197V132H194ZM200 133H201V134H200ZM164 134H165V135H164ZM228 134H229V133H228ZM148 136H150V137H148ZM152 136H153V137H152ZM173 136H174V135H173ZM193 136H190L189 139H190L191 137H193ZM200 136H201V137H200ZM203 136L205 137V139H203ZM218 136H219V137H218ZM218 136L215 137V140H218V144H217V142H212V145H213V146H212L211 148H212V149H216V148L218 147L219 149H218V150L216 149V150H217L218 152L220 151L219 153L222 152V154H219V155H218V153H217V151H216V155H215V156H217V158H219V156H223V155H224V158H225V156L228 155V154L231 152V155H230V156H233V157H235L236 159H237V158H238V159H237L236 161H235V160L233 161V160H231V158H230L229 155H228V157L226 156L227 159L225 158L226 160H225V162H223V163H225V165H224L223 163L221 164V165L224 166V169H223V167L220 165V166H221V169H223V171H219L220 169H217V170H218V173H216V171L214 170L215 168H214V169H211V168H213V167H211V166H213V164H211V165L209 166L210 168L208 169V171H209L210 169L212 170V171H209V174H210V172H211V175H212V176H217V175L219 176L220 174L223 175V174H225V171H227L228 168H229V170H228L227 172L229 173V172L231 171L232 174H234L232 169H233V168H237V167L239 166V163H244V162H241V161H249L250 158H252V159L255 160V157H251V155H255V154H258V155H259V152H260V154H264V153H263V152H264V146H263L262 144H258V145H256L259 149H257L256 146H254V147H250V143H249L250 141H249V142L247 141L248 143H246V142H245V140H246L245 137L243 138L245 144H244V143H241V145L245 146L246 144H248V145H246V147L248 146V147L250 148L249 151L252 152L253 154L250 153V152H248V150L245 151V150H243V149H239V148H237V147H233V146L231 145V142L229 143V141H231V140L228 139V136L230 137V134L227 135V134H225V133H222V134H220V135H218ZM223 136H225V138H224ZM162 137H161V139L165 140V139L162 138ZM220 138H221V139H220ZM157 139H158V140H157ZM173 139H174V140H173ZM197 139H198V140H197ZM222 139H223V140H222ZM247 139H249V138H247ZM169 140H173V142L170 143L171 141L169 142ZM191 140H192V139H191ZM60 141H61V142H60ZM62 141H65V140H63V139H60V140H59V142H60L61 144H64ZM155 141H157L158 144H157V142H155ZM174 141H175V142H174ZM219 141H220L221 143H220ZM224 141H225V142H224ZM227 141H228V142H227ZM154 142H155L156 144H154ZM162 142H163V141H162ZM162 142L160 141V143H162ZM164 142H166V140H165ZM167 142H166V143H167ZM179 142H180V141H179ZM181 142H183V141H181ZM181 142H180V143H181ZM192 142H193V141H192ZM192 142H191V143H192ZM200 142H201V141H200ZM222 142H223V143H222ZM65 143H66V142H65ZM168 143H167L166 145H168ZM184 143H185V142H184ZM184 143H183V145H185ZM175 144H173L172 146L177 147V146H175ZM189 144H190V143H189ZM224 144H225V145H224ZM148 145L150 146V148L148 147L149 149L147 148ZM151 145H153V147H152ZM166 145H165V147H166ZM176 145H181V144H176ZM190 145H191V144H190ZM226 145L228 146V148H231V147L234 148L233 151H235V148H236V151H237V152L235 151L236 153H233V154H232L233 151H231L230 149H229V151H228V148H227ZM181 146H182V145H181ZM215 146H216V147H215ZM223 146H224L225 149H224V148H221V147H223ZM230 146H231V147H230ZM262 146H263V147H262ZM168 147H167V151L169 150ZM255 147H256V148H255ZM152 148H155V149H152ZM158 148L161 149V152H160V153L158 152ZM177 148L179 149L180 147H177ZM195 148H196V147H195ZM220 148H221V149H220ZM226 148H227V149H226ZM232 148H231V149H232ZM146 149H147V150H146ZM170 149L172 150L173 148H170ZM174 149H176V148H174ZM174 149H173V152H174ZM196 149H197V150H196ZM196 149H191V150L189 149L191 152L188 150V153L191 154V153H192V150H193V151H194L193 153H195V156H192L191 158H193V159H197V158H198V161L196 160L197 162H200L199 159L201 158L200 160H201L202 164H201V163H200V164H197V162H196V164H197L198 166H200L201 168L205 166V162H209V161H206V160H210V158H211V160H210V162H211V161L213 160V158H216L214 155H212V154H214L213 151L215 152V150H211V149H209V150H207V152H202V147H201V146H200V147H197ZM198 149L200 150L201 153L199 152ZM135 150H136V149H134L133 151H135ZM162 150H163L164 152H163ZM195 150H196V151H195ZM224 150H225V151H224ZM226 150H227V152H226ZM242 150H243V151H242ZM259 150H260V151H259ZM177 151H178V150L176 149L175 152H177ZM197 151H198V153H196ZM208 151H209V152L211 151L212 153L209 154ZM240 151H241V152H240ZM254 151H257V153L254 152ZM131 152H132V151H131ZM131 152H130V151H129V152L127 151L126 154L129 155V153L131 154ZM135 152H136V151H135ZM157 152H158V154H157ZM175 152H174V153H175ZM239 152H240V154H238ZM244 152H245V153H244ZM247 152H248V153H247ZM117 153H119V152H117ZM117 153L115 154V156L117 155ZM184 153H186V154H184ZM184 153L179 157V158H180V161H181V159H185L184 156H187V155H188L187 151L184 152ZM199 153H200V154H199ZM206 153H207L208 155H206ZM249 153H250V154H249ZM254 153H255V154H254ZM122 154L124 155L125 153L122 152ZM126 154H125V157H126ZM197 154H198V155H197ZM203 154H204V155H203ZM234 154H235V155H234ZM246 154H247V155H246ZM119 155H121V152L116 156V157H117V160H118V156H119ZM128 155H127V156H128ZM149 155H150V157H151V160H150V157H149V161H146V160H148V159H147V156H149ZM162 155H163V154H162ZM183 155H184V156H183ZM196 155H197V156H196ZM243 155H244V156H245V155L247 156L246 160H245V159H242V158H243V157H242ZM115 156H114V154H113V157H111V158H115V159H116ZM200 156H201V157H200ZM202 156H203V157H202ZM211 156H212V157L214 156V157L212 158ZM246 156H245V157H246ZM248 156H250V157L248 158ZM241 157H242V158H241ZM126 158H127V157H126ZM129 158H131V155L128 157V160H127V159H126V160L124 159L125 161H128L129 166H128V164L126 165L125 163H122L124 160L122 161L121 159H119V160L121 161V164H125V165H124V166H125V169H127V168H126L127 166H128V168H129V167L132 165V164L130 165V162H131V161H130ZM133 158H132V159H133ZM191 158H190V159H191ZM208 158H209V159H208ZM132 159H131V160H132ZM187 159H189V158H186V160H187ZM240 159H241V160H240ZM252 159H250V161L253 162V163H255L254 160H252ZM30 160H31V159H30ZM113 160H114V159H112V161H113ZM119 160H118V161H119ZM202 160H203V161H202ZM228 160H229V161H228ZM112 161H111V162H112ZM118 161H117V162H118ZM125 161H124V162H125ZM129 161H130V162H129ZM169 161H170V160H169ZM189 161H193V160H189ZM226 161H228V163H229L228 165H227V162H226ZM238 161H239V163H237ZM102 162H104V161H102ZM117 162H114V163H117ZM146 162H147V163H146ZM210 162H209V163H210ZM144 163H145V164H144ZM149 163H150V164H149ZM164 163H165V164H164ZM236 163L238 164V166L234 165V166H235V167H234L232 164H236ZM253 163L250 164V166H248V164H247L245 167H244L243 164H242V167L246 168V167L248 166V167H247V170L250 171L251 173H253L254 171L252 170V168L255 167ZM263 163H264V162H263ZM263 163L260 162V164H261L260 166H262ZM102 164H103V163H102ZM118 164H119V163H118ZM147 164H149L150 167H149ZM156 164H157V165H156ZM143 165H145V167H146V166H148V167L145 168ZM164 165H165V166H164ZM230 165H231V166H230ZM244 165H245V164H244ZM255 165H256V164H255ZM122 166H123V165H122ZM124 166H123V168H124ZM140 166H139V167H140ZM220 166H219V167H220ZM227 166H228V167H227ZM260 166H257V165H256V167H255V169H254L255 172L252 174V176H256L257 178L260 177V175H261V174H260V170H261V171L263 172V174H264V171L262 170V169H264V168H260ZM139 167H138V169H140ZM156 167H157V168H156ZM205 167L208 168V164H207ZM205 167H204V168H205ZM215 167H217V166L215 165ZM219 167H217V168H219ZM231 167H233V168L231 169ZM242 167L238 168V169H239L238 172H241V170L243 169ZM257 167H259V169H260V170H258V172H257V169H258ZM263 167H264V165H263ZM225 168H226V169H225ZM241 168H242V169H241ZM148 169H149V170H148ZM240 169H241V170H240ZM143 170H144V171H143ZM160 170H161V172H160ZM234 170H236V169H234ZM236 171H237V170H236ZM243 171H245V170H242V173H237V172H236V173L239 174V175L242 174V176H244V175H248V173H250V172H248V171H245V172H248V173H244V174H243ZM138 172H140V170L137 171V175H138ZM144 172H145V173H144ZM148 172H151L152 174H151V173L147 174ZM219 172H220V174H219ZM221 172H222V173H221ZM223 172H224V173H223ZM231 172H230V173H231ZM234 172H235V171H234ZM262 172H261V173H262ZM230 173H229V175H228L227 177H230V175H231ZM236 173H235V176L237 175ZM256 173H257V174H256ZM146 174H147V175H146ZM216 174H217V175H216ZM263 174H262V175H263ZM226 175H227V174H226ZM226 175H225V176H226ZM239 175H238V178L242 177V176H239ZM162 176H163L162 179H164L165 174L162 175ZM232 176H233V175H232ZM235 176H234V177H235ZM250 176H251V175H250ZM117 177H118V175H117ZM236 177H237V176H236ZM160 178H161V177H160ZM242 178H244V177H242ZM242 178H240V179H242ZM138 181H139V179H135V180H134L135 183H136V182L138 183ZM138 184H139V183H138ZM164 184H165V183H164ZM164 184H163V185H164ZM95 185H96V187L98 186V184H95ZM133 185H134V184H133ZM135 185H137V184H135ZM163 185H162V186H163ZM165 185H166V184H165ZM165 185H164V186H165ZM137 186H138V185H137ZM137 186H131V185H130V188L132 187V188H131L132 191L134 190L133 188H135V191H133L134 193H137V194L139 193V194H141V193H142V190L139 191V188H141V186H140V185H139L138 187H137ZM166 187H167V186H165L164 188H166ZM136 188H138V189H136ZM161 188H162V187H160V189H161ZM164 188H162V190H164ZM175 189H176V188H175ZM175 189L173 188L172 191H174ZM165 190H166V191H165ZM165 190H164L165 192H167L168 190L171 191L170 186L168 185V187H167ZM130 192H131V191H130ZM133 192H132V193H133ZM155 192H157V191H155ZM231 192H232V191H231ZM231 192H230V193H231ZM142 194H143V193H142ZM144 195H146V194H143L142 196H144ZM164 195H165V194H164ZM166 196H170V195H169V192L166 193ZM182 196H184V194H182ZM178 204H180V205H178ZM175 205L178 206V208L176 207L177 210L175 209ZM168 206H169V205H168ZM168 206H167V207H168ZM181 206H182L181 202H179V203H177V204L172 203V204H170V207H169V208H174L173 210H176V211H174V213H176L177 211L181 210V209H179ZM167 207H166V208H167ZM182 208H183V206H182ZM162 215H164V213H162ZM192 216H196V213L191 214V216H188V218H189L190 220H193L194 217L192 218ZM191 218H192V219H191ZM122 220H123V219H121L120 221H118V224H119L120 222H121V224H122V223L124 222V220H123V222H122ZM125 220H127V219H125ZM194 220H195V219H194ZM121 224H120V225H121Z\"/></svg>","mask_w":264,"mask_h":264},{"label":"snow or ice","instance_id":"3","mask_svg":"<svg viewBox=\"0 0 264 264\" xmlns=\"http://www.w3.org/2000/svg\"><path fill=\"white\" fill-rule=\"evenodd\" d=\"M7 6H8L7 4L4 5V7H7ZM0 264H6V262L3 260H0Z\"/></svg>","mask_w":264,"mask_h":264}]
</instances>
